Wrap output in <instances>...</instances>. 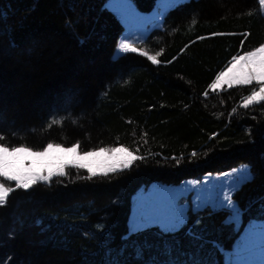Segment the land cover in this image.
Segmentation results:
<instances>
[{"label":"trees","instance_id":"trees-1","mask_svg":"<svg viewBox=\"0 0 264 264\" xmlns=\"http://www.w3.org/2000/svg\"><path fill=\"white\" fill-rule=\"evenodd\" d=\"M107 1L0 0V145L51 142L81 153L119 145L146 157L90 181L68 166L50 185L11 192L0 207V264H107L124 243L138 188L244 163L254 179L232 192L238 227L208 203L186 226L203 233L200 248L186 229L176 234L177 259L223 264L244 223L264 221V102L243 107L255 83L211 84L234 56L264 45V11L259 0H180L136 53L115 55L125 27ZM131 1L146 13L158 0ZM141 52H159L160 63ZM156 231L132 239L156 241Z\"/></svg>","mask_w":264,"mask_h":264},{"label":"snow or ice","instance_id":"snow-or-ice-1","mask_svg":"<svg viewBox=\"0 0 264 264\" xmlns=\"http://www.w3.org/2000/svg\"><path fill=\"white\" fill-rule=\"evenodd\" d=\"M110 2H114V0H110ZM123 3L127 4V0H123ZM259 3L261 5V10L264 11V0H259ZM124 39L125 41L127 40L126 37ZM119 48L123 53H136L138 51L137 48L133 47L132 44L128 42L121 43ZM140 54L147 57L153 64L160 63L157 59L160 55L159 52H157L156 55H149L147 52H141ZM233 82L244 86H251L254 83L258 85V91L253 89L251 90V94L245 97V103L243 104L245 109L249 108V106L253 105L257 100L264 102V45L257 47L255 50L248 51L244 55L234 56L230 66L227 67L226 71H221L219 75L215 77V83L212 84L211 87L215 89L220 87L223 83H227L229 88H231ZM54 122L55 121H53V123ZM2 138L3 137L0 136V139ZM54 148L69 153H76L77 151L76 147L64 150L61 149L60 144H53L50 142L43 151H37L33 154L36 156H46ZM25 151H31V149L25 147L9 148L0 145V177H3L8 182H15V189L0 182V207L6 204L10 193L16 189L28 191L39 183L50 185L54 177L68 176V173L64 170L68 167L67 164L61 165L55 171H47L46 173L33 172L25 174L12 171V165L8 157L18 152ZM100 151L112 153L116 151H125V149L102 148ZM95 154L94 152L88 151L84 153V156L87 157ZM192 155H195V153H192ZM128 157L129 159L122 162L123 169H129L137 160L146 159L144 156L133 155L132 152H128ZM71 167L83 169L86 168L87 165L72 163ZM109 171L116 172L117 168L113 166L108 171H105L103 175L107 177ZM88 172V176H78L77 179H86L90 181L97 175V173L90 168ZM233 172H238L239 175L230 186L229 192L236 191L243 182L254 179V174L248 165L242 166L239 170L234 169ZM57 182L59 183L60 181ZM163 191L171 193V195L151 204L146 203L147 198H145L143 194L138 197L137 207L128 223V231L126 235L121 237L124 243L116 250L115 258H110L107 264H125V261L122 260L121 257H126L128 255H131L136 261L140 262V264H204V261L196 259L195 256L191 260L185 259L184 261L176 258L178 255L177 250L181 247L176 234L182 229H186L185 235L190 239L192 246L194 248H200L204 239L203 233L196 231L193 227L186 228L190 220L188 212L192 211L198 213L200 210L207 207L209 201L198 200V202L190 208L189 205H180L177 202L179 197L184 195L185 189H164ZM229 192L223 194V201H211L212 208L213 210L223 207L228 208L232 213L230 221L239 224L242 209L231 199ZM199 222L200 221L197 220L196 224H199ZM97 228L103 229L104 225H97ZM153 228L158 229V231L153 233V235L157 237L156 241H151L147 238L143 240L132 239V237H139L145 232L151 231ZM212 247L215 249L217 245L213 244ZM201 251H203V249H201ZM225 255L227 256L225 264H264V224H251L245 236L238 243L235 252L225 253Z\"/></svg>","mask_w":264,"mask_h":264},{"label":"rangeland","instance_id":"rangeland-1","mask_svg":"<svg viewBox=\"0 0 264 264\" xmlns=\"http://www.w3.org/2000/svg\"><path fill=\"white\" fill-rule=\"evenodd\" d=\"M179 1L180 0H158L155 6L153 7V9L149 13L146 12L145 15L143 13L139 14L140 11L134 6L131 0H127V4L123 3V0H114V2H110V0H108L106 6L110 7L119 15L125 27L124 31L117 39L114 54L118 55L122 53V50L119 48V45L123 42H128L132 44L133 47H135V43L140 41L148 30H150L154 26H159L161 24L162 17L166 12V10ZM125 37L127 38L126 41L124 39ZM214 83H215V79L212 84ZM223 85L224 84H222L221 86ZM256 89L257 91L259 90V88L257 87ZM71 147H76L77 149L76 153H69L67 151H61L60 149L54 148L46 156H36L33 154L37 151H43L46 148L45 146L40 150L31 149V151L18 152L14 155H10L8 159L12 165L11 170L25 174L33 173V172L46 173L47 171H55L61 165L64 164L71 166L72 163H76V164L87 165L86 168H83L87 172L88 169L90 168L92 171L96 172L97 174H103L105 171H108L113 166H115L117 170L122 169V162L129 159L128 157L129 151L119 145L105 146L91 150V152H94L96 154L87 157L84 156L85 152L81 153L78 151L77 145H71V146L61 145V149L64 150ZM102 148H113V149L123 148L125 149V151H116L109 153L106 151H100ZM244 165L247 164L239 163L225 172L204 173L198 178H186L183 179L178 184L167 185L154 181L148 185L141 186L131 197L132 207L129 215V220L132 217V214L137 207L138 197H140L141 194H143V196L147 198L146 203L151 204L153 202L162 200L171 195V193L164 192L163 191L164 189H185L186 191L184 195L180 196L177 201L178 204L180 205H189V207L191 208L199 200V201H209V206L211 207L212 206L211 201L213 200L217 202L223 201L224 199L223 194L229 192L230 186L233 184V181L236 180L239 175L238 172H233V170L234 169L239 170ZM0 182L5 183L6 186L15 188L14 181L8 182L3 177H0ZM229 195L231 196L232 192H229ZM220 209L225 210L229 215L227 220L230 219V216L232 215L231 211L226 207ZM188 215H190V211L188 212ZM251 224L260 225V224H264V221L249 220L246 223H244L242 228L239 230V234L235 238L232 247L230 249H223V264H225V261L227 259L225 253L235 252L238 243L245 236V233L247 232ZM238 225L239 224L235 223V227H238Z\"/></svg>","mask_w":264,"mask_h":264},{"label":"crops","instance_id":"crops-1","mask_svg":"<svg viewBox=\"0 0 264 264\" xmlns=\"http://www.w3.org/2000/svg\"><path fill=\"white\" fill-rule=\"evenodd\" d=\"M175 4H176V3H175ZM173 5H174V4H173ZM173 5H172V6H173ZM172 6H171V7H172ZM169 8H170V7H169ZM147 13H149V12H147ZM139 14H142V13H139ZM143 14L146 15V13H143ZM242 55H244V54H242ZM231 61H232V60H231ZM230 64H231V62H230L225 68H223L221 71H226L227 67L230 66ZM221 71H220V72H221ZM220 72H219V73H220ZM219 73H218L217 75H219ZM213 82H214V81H213ZM223 84H224V85H228L227 83H223ZM233 84H237V83L233 82ZM211 85H212V84H211ZM257 88H258V85H257ZM256 90H257V89H256Z\"/></svg>","mask_w":264,"mask_h":264}]
</instances>
